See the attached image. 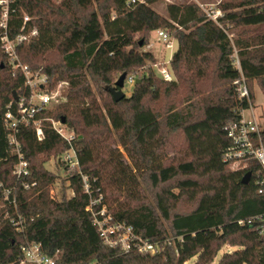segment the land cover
<instances>
[{"label":"trees","instance_id":"trees-1","mask_svg":"<svg viewBox=\"0 0 264 264\" xmlns=\"http://www.w3.org/2000/svg\"><path fill=\"white\" fill-rule=\"evenodd\" d=\"M13 0L8 34L23 26L38 35L17 47L22 64L48 76L49 86L68 83L66 99L39 114L44 137L21 124L18 139L29 174L18 177V157L8 139L4 112L16 95H29L25 75L2 47L0 26V264H17L22 247L40 243L58 264H264V191L258 162L234 168L224 160L232 144L228 126L249 106L235 80L244 76L264 93V0H231L218 22L195 2H170L167 15L145 0ZM163 1V0H162ZM2 10L0 8V22ZM229 25L236 28L233 38ZM173 31L177 48L172 80L153 69L157 58L144 49L157 29ZM239 59L240 68L235 64ZM137 80L129 95L115 101L109 88L122 73ZM65 120L72 142L52 127ZM73 148L92 195H103L119 220L162 249L156 254L121 252L107 246L86 209L90 196L82 175L70 170L61 198L52 193L60 175L46 168ZM131 163L124 158V152ZM68 167V166H67ZM251 179L243 183L247 172ZM29 187H25V185ZM240 220H244L240 223Z\"/></svg>","mask_w":264,"mask_h":264},{"label":"built area","instance_id":"built-area-1","mask_svg":"<svg viewBox=\"0 0 264 264\" xmlns=\"http://www.w3.org/2000/svg\"><path fill=\"white\" fill-rule=\"evenodd\" d=\"M172 2V0H163ZM13 0H0L2 10L0 26L3 28L1 35L2 47L8 54L10 61L15 68H19L25 75L26 85L30 89L29 95L18 96L14 103H10L4 112V121L8 129V139L12 149L16 152L18 160L14 167V173L18 177H24L29 174V163L25 159L18 139V133L21 124H32L36 127L39 139L44 137L42 118L39 116L44 111L55 110L65 99L66 95L62 90L68 86L65 81L59 82L55 87L49 86L48 76L39 71H32L27 65L20 62L17 47L25 41H29L38 35L36 27L29 28L28 22L31 20L29 15L25 14L21 31L10 38L8 34V22L10 17V6ZM145 0H128L127 4L132 6ZM203 7V5H201ZM209 19L218 22L219 16L223 15L220 8L205 9ZM158 40L174 47L176 39L172 33L166 29L156 30ZM165 62H156L152 64L156 73L165 80H172L174 74L170 67V60ZM235 64L240 68L239 59L236 58ZM134 75L125 79V84L133 85L136 81ZM239 98L247 99L249 106L240 110L238 121L228 126V135L232 144L224 152V160L231 163L234 168L243 165L246 166L249 160L258 162L260 171L257 175L256 183L259 185V192L264 191V101L255 102L251 98V93L246 79L243 75L235 80ZM52 127L62 137L69 142L75 138V132L68 127L62 120L51 119ZM70 170H74L82 175L85 192L90 196L89 204L86 209L92 213L94 224L97 227L103 242L121 252L137 251L147 254H156L161 251L160 242L145 238L139 234L134 226L125 220L115 218L109 210L102 194L95 197L89 184L88 176L82 174L79 159L73 148H70L59 157ZM29 187V185H25ZM249 222H259L258 232L264 235V214L255 215L248 219ZM243 223L244 220H240ZM23 257L17 264H58V254L49 255L42 249L40 243H33L22 247Z\"/></svg>","mask_w":264,"mask_h":264},{"label":"rangeland","instance_id":"rangeland-1","mask_svg":"<svg viewBox=\"0 0 264 264\" xmlns=\"http://www.w3.org/2000/svg\"><path fill=\"white\" fill-rule=\"evenodd\" d=\"M185 1H189V2H195L197 4L203 5V7H201L203 10L205 9H211V8H220L222 11V14H224V11L222 10V8L220 7V4H222L223 2H227V1H231V0H172V2H176V3H182ZM170 2H165L162 0H159L156 4H155V8L162 14L167 15V11H166V6L167 4ZM205 11V10H204ZM206 13V11H205ZM229 29H228V33L229 36L231 38L234 37V33L236 28L232 25H229ZM170 32L173 35V31L170 30ZM149 43L147 46L144 47V49H151L158 62H165V60H169L170 56L173 54V52L176 50L177 48V41L174 42V47L170 48V46H166L165 44H163L162 42H160L158 40L157 37V33L156 30L152 31L149 35ZM119 77V76H118ZM118 79V78H117ZM66 89L67 86L64 87V90H62V93H66ZM132 90V85L130 84H125L123 87V91L126 93V95H129L131 93ZM254 92H255V102H262L264 101V93L262 92V90L260 89V87L255 84L254 85ZM122 152H124V158L127 162L131 163V159L127 156L126 152L123 150V148H121ZM46 168L58 173L60 175L59 180L52 186V193L54 194L55 197L57 198H61L64 190L66 192L67 195L71 196L73 191L70 188H66L64 187V183L68 184L66 182V179L70 169L66 166V164L60 159V158H51L50 161H48L45 164ZM238 249L237 246H232L229 244H226L217 254V256L215 257L214 261L212 264H218V262L220 261V258L222 257V255L225 252H231L233 250ZM197 256L191 258L189 261H187L185 264H193L196 260Z\"/></svg>","mask_w":264,"mask_h":264},{"label":"water","instance_id":"water-1","mask_svg":"<svg viewBox=\"0 0 264 264\" xmlns=\"http://www.w3.org/2000/svg\"><path fill=\"white\" fill-rule=\"evenodd\" d=\"M126 76H127V74L125 72L122 73L118 77V79L116 80L115 85L109 88V91L112 93L113 98H114L115 101H119V100H121L122 98H124L126 96V93L123 91V87L125 85ZM137 81H139V80H137ZM15 98L17 99L18 96L16 95ZM62 122H65V120L62 119ZM250 179H251V172L249 171L243 177L242 182L243 183H248L250 181Z\"/></svg>","mask_w":264,"mask_h":264}]
</instances>
